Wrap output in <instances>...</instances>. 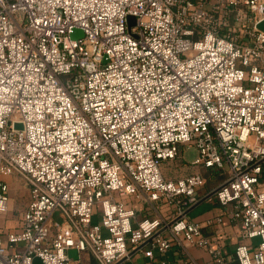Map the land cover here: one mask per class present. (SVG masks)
<instances>
[{"label": "built area", "instance_id": "2783aa9c", "mask_svg": "<svg viewBox=\"0 0 264 264\" xmlns=\"http://www.w3.org/2000/svg\"><path fill=\"white\" fill-rule=\"evenodd\" d=\"M205 2L0 0V212L15 171L31 191L20 226L0 236V264H72L70 249L115 264L166 226L153 264H172L154 251L174 244L231 264L184 215L206 178L162 171L190 142L193 164L229 169L215 195L241 238H260L235 258L264 264V0ZM139 201L165 214L137 220Z\"/></svg>", "mask_w": 264, "mask_h": 264}, {"label": "crops", "instance_id": "0c3cea01", "mask_svg": "<svg viewBox=\"0 0 264 264\" xmlns=\"http://www.w3.org/2000/svg\"><path fill=\"white\" fill-rule=\"evenodd\" d=\"M195 2H199L200 0H193ZM218 0H207L205 2V7L207 9H211ZM248 14V9L244 8V10ZM235 15L236 11H233L230 15L231 25L235 23ZM228 29H222L221 33H225ZM264 165V160H263ZM194 172L193 173H201L206 178L205 186L200 190L201 198L207 196L213 190L222 185L229 178V169L223 168L219 169L217 167H205L202 165L193 164ZM167 177V176H166ZM179 178V177H178ZM263 185H264V174H263ZM10 184V180L6 178ZM11 188V187H10ZM13 197L11 195V201ZM30 199H31V191H30ZM138 203V204H137ZM136 209L137 213H141V220L150 217L154 218L160 214V212L165 214L164 210L156 211L151 208L146 203L137 202ZM11 205V202H10ZM138 205V206H137ZM7 212H0V236L5 237L6 233L9 230H13L15 228H11L10 221H5L2 218V214ZM232 207L231 206H223L217 199L216 195H212L201 203H199L190 213L188 214V218L201 223L204 226V232L211 236L212 239L217 241L223 249V252L226 254V257L230 261L231 264H240V262L235 258L234 251L238 244L246 243L252 246L258 245L260 238H249L243 239L239 234V227L231 220ZM223 216L224 222L221 225L211 226L208 224L209 221L214 219L217 216ZM54 219L63 220L59 211H55ZM21 221L17 224H13L12 226L19 227ZM16 227V228H17ZM163 235H167V232H163ZM134 249V248H133ZM132 249V250H133ZM14 251L22 250V245L16 246L13 249ZM151 245L150 242L145 244L138 251L134 252L132 255L127 256L120 264H153L154 259L151 256ZM69 255L72 258V264H103L102 261L94 254L92 250H87L81 253L79 256L77 250L70 249ZM193 258L195 260V264H214L212 256L210 253L203 248L193 247L188 248V253H185V250L182 246L174 244L171 249L162 254L160 251H154V258H167L172 264H176L177 262H182L186 258Z\"/></svg>", "mask_w": 264, "mask_h": 264}, {"label": "rangeland", "instance_id": "374dc122", "mask_svg": "<svg viewBox=\"0 0 264 264\" xmlns=\"http://www.w3.org/2000/svg\"><path fill=\"white\" fill-rule=\"evenodd\" d=\"M198 155V149L194 142L181 144L178 156L174 160H169L163 163L162 171L165 176L175 179L182 176H187L194 172L193 162ZM10 181L11 195L13 197L10 209L7 213H3L2 218L11 224L19 223L21 216L28 207L30 202V183L26 176L21 172L15 171L12 175L7 177ZM138 204V203H137ZM138 206V205H137ZM138 212V211H137ZM137 220H141V213H137Z\"/></svg>", "mask_w": 264, "mask_h": 264}, {"label": "water", "instance_id": "95a60500", "mask_svg": "<svg viewBox=\"0 0 264 264\" xmlns=\"http://www.w3.org/2000/svg\"><path fill=\"white\" fill-rule=\"evenodd\" d=\"M133 18H134V17H130V18H129V22H130L131 25L134 23V22H133ZM258 27H259L260 29H263V30H264V21H262L261 23H259V24H258ZM83 36H84V33H83V31H82L81 29H76V30L72 33V37H73V38H82ZM18 126H20V125H18ZM220 187H221V186H219L218 188H216L215 190H213V191H212L211 193H209L207 196H205V197H203V198H200V200H199L197 203H195L194 205H192L190 208H188V209L185 211L184 215H188V214L190 213V211H192V210H193V209H194L199 203H201V202H202L203 200H205L206 198H208V197L214 195ZM165 229H167V226L164 227L162 230H160L157 234H155V236L158 235V234H160V233H162ZM155 236H153V237L150 238V239L145 240L142 244H140L139 246H137L136 248H134L133 250H131V251L129 252L128 256H130V255H132L134 252L138 251V250H139L140 248H142L145 244H147L148 242H150L151 239H153ZM126 257H127V256H126ZM126 257L122 258L121 260H119V261L116 262L115 264H120V263H121ZM34 264H42V260H41L39 257H35V259H34Z\"/></svg>", "mask_w": 264, "mask_h": 264}]
</instances>
